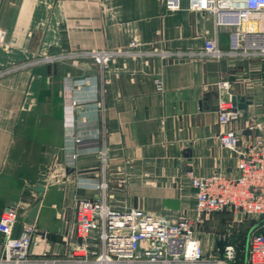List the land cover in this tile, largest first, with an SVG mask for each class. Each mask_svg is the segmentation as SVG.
Returning a JSON list of instances; mask_svg holds the SVG:
<instances>
[{"label": "crops", "instance_id": "obj_1", "mask_svg": "<svg viewBox=\"0 0 264 264\" xmlns=\"http://www.w3.org/2000/svg\"><path fill=\"white\" fill-rule=\"evenodd\" d=\"M180 2L169 11L163 0H0V214L16 206L13 235L21 221L36 224V254L70 256L78 241L76 199L94 196L96 181H105L117 209L192 215L187 171L236 176L238 150L264 136V56H203L206 38L229 52L238 50L239 35ZM250 24L264 31V12ZM131 39L173 54L117 56L103 74L88 57L49 62L44 75L32 73L36 58L125 48ZM222 82L230 96L249 102L246 114L227 126L218 122V100L227 97ZM221 130L237 134V149L221 146ZM165 199L178 201V213Z\"/></svg>", "mask_w": 264, "mask_h": 264}, {"label": "built area", "instance_id": "obj_2", "mask_svg": "<svg viewBox=\"0 0 264 264\" xmlns=\"http://www.w3.org/2000/svg\"><path fill=\"white\" fill-rule=\"evenodd\" d=\"M163 5L169 11L181 8L180 0H163ZM187 9L205 12L212 17L216 28L226 27L239 35L238 50L229 52L219 48L214 38H206L200 52L203 56L220 58L238 53L264 56V31H257L250 24L256 13L264 12V0H188ZM4 42L5 31L0 28V49ZM172 54L168 50L144 48L138 40L131 39L125 48L51 54L34 59L30 65L88 57L103 74L117 56L166 58ZM154 83L156 90L163 89L161 78H155ZM220 86L227 97L218 100V122L220 126H227L238 119L240 111L232 105L227 82ZM99 105L103 110V105ZM218 140L225 148L239 147L238 136L231 130H221ZM238 152L236 176L212 173L196 177L187 171L194 189L197 212L194 217L154 214L139 208L117 209L109 202L105 181H96L94 196L76 199L74 230L78 241L64 260L34 252L33 247L39 243L34 222L21 221L20 232L13 235L17 210L16 206L9 205L0 214L3 235L0 264H239L233 244H226L221 251H205L195 228L202 221L200 214L223 209L264 216V136L249 138ZM100 158L104 165L105 147L100 151ZM91 238L98 241L99 248L91 244ZM245 260V264H264V232L248 237Z\"/></svg>", "mask_w": 264, "mask_h": 264}, {"label": "rangeland", "instance_id": "obj_3", "mask_svg": "<svg viewBox=\"0 0 264 264\" xmlns=\"http://www.w3.org/2000/svg\"><path fill=\"white\" fill-rule=\"evenodd\" d=\"M197 215V212L190 217ZM202 221L196 224V233L204 241L205 251H221L226 244L237 250L238 262L245 257L248 237L264 231V216H249L231 209L200 214ZM211 238L210 242L208 238Z\"/></svg>", "mask_w": 264, "mask_h": 264}, {"label": "water", "instance_id": "obj_4", "mask_svg": "<svg viewBox=\"0 0 264 264\" xmlns=\"http://www.w3.org/2000/svg\"><path fill=\"white\" fill-rule=\"evenodd\" d=\"M32 73L34 74H41L44 75L46 73V65L36 66L32 69ZM218 94H216V97ZM231 102L232 105L236 110L242 111L243 114H246L247 105L249 104L248 101H245L243 97H237L235 95H231ZM35 190L42 191L43 187L37 185L34 187ZM163 205L171 210L173 213H178V201L176 199H165L163 201ZM245 257H244V264H245Z\"/></svg>", "mask_w": 264, "mask_h": 264}, {"label": "trees", "instance_id": "obj_5", "mask_svg": "<svg viewBox=\"0 0 264 264\" xmlns=\"http://www.w3.org/2000/svg\"><path fill=\"white\" fill-rule=\"evenodd\" d=\"M264 232V231H263Z\"/></svg>", "mask_w": 264, "mask_h": 264}]
</instances>
